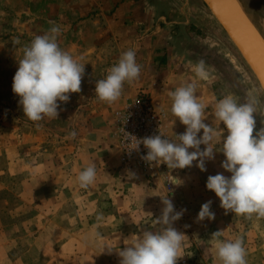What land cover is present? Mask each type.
<instances>
[{
    "label": "rangeland",
    "instance_id": "obj_1",
    "mask_svg": "<svg viewBox=\"0 0 264 264\" xmlns=\"http://www.w3.org/2000/svg\"><path fill=\"white\" fill-rule=\"evenodd\" d=\"M120 1L0 0V231L5 236L3 241L23 232L29 234L27 240L43 227L47 231L57 225L70 229L76 221L68 211L72 206L71 199L77 201L81 194L86 193V188L79 191L71 181L82 171L79 170L82 167L78 165V154L86 147L90 136L87 126L92 110L98 108L99 112L113 113L112 130L107 132L106 140H109L108 145L113 142L114 156L119 164L116 159L111 161L110 170L117 171L119 179L134 173L133 178L146 185H152L155 179H163L168 196H175V209L184 210L181 218L195 213L191 221L206 226V230L200 232H195L197 228L188 227L177 230L185 235L184 256L195 264H218L210 239L212 233L223 230V239L231 240L237 236L243 239L247 264H264V218L249 220L231 212L226 214L220 207L219 198L206 188L209 175H231L220 166L225 159L221 152L216 151L214 159L206 160V171L196 167L197 161L187 167V175H191L194 182L191 193L188 187L172 183V179L179 181L177 172L180 169H171L167 179L164 175L147 177L126 168L115 148V119L128 99L122 105L118 102L126 97L124 93L132 82H125L121 97L114 103L101 102L95 96L96 82L106 77L108 69L118 62L123 52L137 50V39L143 36L148 52L143 48L139 54L136 53V62L141 66L139 79L143 80L136 93L140 89L149 91L158 109L165 111L154 100L156 91L161 95L166 93L168 98L176 88L195 83V95L205 105L204 122L217 127L212 111L219 99L232 95L243 103L249 95H255L260 101L257 114H254L255 135L264 127V116L260 115L264 110V94L258 83L236 52L225 43L224 35L196 0L189 1L193 3L191 7L198 9H189L185 14L175 10V0H122V3L130 4L113 16ZM240 2L264 35V0ZM118 19H122L123 24L115 21ZM152 19L155 20L153 24ZM53 22L62 30L58 37L60 47L80 59L85 64V72L81 91L69 93L67 103L58 101L61 105L58 118L45 117L39 122H32L23 113L20 97L12 91L13 76L24 46L35 36L48 32ZM200 59L209 69V80H200L195 75L194 67ZM170 99L167 100L170 102ZM165 113L168 129L170 115ZM178 120L174 117L172 128ZM181 126H176L179 132H174L175 135L184 133L182 130L185 128ZM218 128L224 130L223 139L227 135L226 126L221 122ZM71 132L76 133L75 138L70 136ZM200 147L203 150L205 146ZM196 179L200 181H197L198 186L194 181ZM190 194L200 197L201 201L188 203L182 200L188 199ZM209 200L216 217L212 222L197 220L202 204ZM58 209L66 212L61 214ZM53 235L57 237L50 232L46 240ZM11 243L14 242L11 240ZM70 262L67 260V263Z\"/></svg>",
    "mask_w": 264,
    "mask_h": 264
},
{
    "label": "clouds",
    "instance_id": "obj_2",
    "mask_svg": "<svg viewBox=\"0 0 264 264\" xmlns=\"http://www.w3.org/2000/svg\"><path fill=\"white\" fill-rule=\"evenodd\" d=\"M61 31L53 22L48 32L35 36L24 46L13 76L12 91L20 97L23 113L32 122L45 117L58 118L61 107L58 101L67 103L69 93L81 91L85 64L60 47L58 37ZM194 71L200 80H209L210 72L203 59L196 62ZM140 73L136 52L132 49L123 52L118 62L108 69L106 77L96 82V98L109 104L116 102L122 95L125 82L139 79ZM195 92V83H189L169 93L170 112L186 126L184 133L175 135V140L162 134L137 139L126 133L129 149L139 150L143 144L148 151L142 159L149 164L163 163L169 169H183L197 161L196 167L201 171H206V160L214 159L216 151L221 152L225 159L220 166L231 175H209L206 188L219 198L220 207L226 214L231 212L249 220L264 218V127L253 135L256 127L254 114H257L260 101L255 95H249L243 103L232 95L219 99L212 113L218 126L221 122L226 126L227 135L222 139L224 130L204 122L205 105L198 101ZM260 115L264 116V110ZM201 130L203 134L198 136ZM70 136L75 138L76 133L71 132ZM201 145L205 146L203 150ZM189 149L194 151L189 152ZM97 175L95 163H90L77 177L80 187L93 185ZM134 175L129 173L130 178ZM175 181L172 179V183ZM161 199L164 207L161 215L153 221L156 227L128 239L126 247L118 250L119 264H177V260L183 257L185 235L178 232L173 223L182 217L184 210L176 211L167 196ZM211 204V200L202 204L197 220L215 218ZM102 219L103 215L99 214L97 220ZM223 236L224 231L218 230L210 239L218 264H247L243 239L237 236L229 240Z\"/></svg>",
    "mask_w": 264,
    "mask_h": 264
},
{
    "label": "crops",
    "instance_id": "obj_3",
    "mask_svg": "<svg viewBox=\"0 0 264 264\" xmlns=\"http://www.w3.org/2000/svg\"><path fill=\"white\" fill-rule=\"evenodd\" d=\"M121 1L116 6L113 16L120 14L124 7L130 4V2L122 3ZM186 5L183 4L184 7ZM160 19L159 17L158 20ZM115 21L120 24L124 22L122 19ZM154 21L152 19V24ZM151 34L147 35L151 36ZM143 39L144 36L137 39V50H135L137 54L143 48H145V52H148L147 44ZM141 82H143L141 79L133 81L124 93L126 97L120 99L121 101L118 103L122 105L127 99L135 96ZM166 97V93L164 95L158 91L154 93L156 103L170 115L167 133L171 139H175L174 132L178 131L176 126H181L182 123L178 120L176 126L172 128L174 125V116L170 112L172 101L171 99L170 102L167 100L170 96ZM102 112H99L98 108L92 110L91 120L87 126L90 136L86 147H83L78 154V165L82 167L79 170H83L90 163H95L98 175L95 183L86 188V193L81 194L77 201L71 199L72 206L68 211H71V215L76 221H73L70 229H65L64 225H57L58 227L50 228V231H47L43 227L37 234H31V238L27 240L29 234L23 232L3 241L5 236L0 231V264H119L118 250H123L126 247L127 240L133 235H141L144 230H153L156 227L153 221L161 215V210L164 207L161 197L167 196L174 202L175 196H171L172 198L168 196L166 182L163 179H155L152 185H146L133 177L119 179L117 171L115 173L110 170L109 164L116 157L114 156L113 142L108 145L109 140L107 141L106 138L107 132L112 130L113 117L111 116L113 113L110 115L109 112ZM108 119H111L109 123ZM182 126L186 130V126ZM184 130L182 131L185 132ZM201 134L202 130L198 136ZM191 150L194 151V149H189V151ZM81 158L83 159L81 160ZM115 161L119 164L117 159ZM177 173L180 178L176 184L188 187L189 193H191V186L194 182L191 175H187V167L180 169ZM194 181L198 186L199 179ZM71 184L80 191L81 187L77 177L72 179ZM200 199V197H192L190 194L188 199L182 200L196 203L201 201ZM59 211L61 214L63 211L66 212L64 209ZM99 214L103 215L101 221L97 220ZM189 214V217L185 215L184 218L175 221L173 227L176 230L187 227L197 228L195 232L206 230L205 225L191 221L195 213ZM205 220L213 221L207 218ZM50 232L55 233L57 237L54 238L53 235L52 238L46 240V236ZM65 232L68 233L65 235ZM11 240L14 243H11ZM108 249H112V251L110 252ZM67 260H71V262L67 263Z\"/></svg>",
    "mask_w": 264,
    "mask_h": 264
},
{
    "label": "built area",
    "instance_id": "obj_4",
    "mask_svg": "<svg viewBox=\"0 0 264 264\" xmlns=\"http://www.w3.org/2000/svg\"><path fill=\"white\" fill-rule=\"evenodd\" d=\"M115 120L117 136L115 148L120 155L122 164L126 168L129 167L136 172L143 173L147 177L153 178L155 175H164L168 179V172L171 169L166 164L156 165L155 162L149 164L142 159L148 151L143 144L139 146V150H131L127 144L128 142H126V133L137 139L159 134L169 138L166 127V113L156 107L149 91L140 89L133 98L128 99L124 108L118 112ZM177 264L195 263L183 255L177 260Z\"/></svg>",
    "mask_w": 264,
    "mask_h": 264
},
{
    "label": "water",
    "instance_id": "obj_5",
    "mask_svg": "<svg viewBox=\"0 0 264 264\" xmlns=\"http://www.w3.org/2000/svg\"><path fill=\"white\" fill-rule=\"evenodd\" d=\"M185 5L189 0H183ZM237 56L249 68L264 94V35L240 0H196Z\"/></svg>",
    "mask_w": 264,
    "mask_h": 264
},
{
    "label": "flooded vegetation",
    "instance_id": "obj_6",
    "mask_svg": "<svg viewBox=\"0 0 264 264\" xmlns=\"http://www.w3.org/2000/svg\"><path fill=\"white\" fill-rule=\"evenodd\" d=\"M176 3V7L175 10H177L179 13H187L190 10H195L198 9L196 6H194V8H191V6L193 5V3L191 1H188L187 5L184 7V1L183 0H175ZM190 9V10H189Z\"/></svg>",
    "mask_w": 264,
    "mask_h": 264
}]
</instances>
